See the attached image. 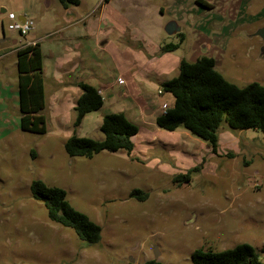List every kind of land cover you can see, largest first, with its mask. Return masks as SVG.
Wrapping results in <instances>:
<instances>
[{
    "label": "rangeland",
    "instance_id": "374dc122",
    "mask_svg": "<svg viewBox=\"0 0 264 264\" xmlns=\"http://www.w3.org/2000/svg\"><path fill=\"white\" fill-rule=\"evenodd\" d=\"M204 1L210 8L196 0H81L64 10L58 0H0V9L34 22L20 37L0 14V264H191L194 250L243 243L264 264V134L232 131L223 121L213 152L183 128L155 124L173 102L160 85L178 75L181 60L208 56L227 82L264 86L255 36L264 27V0ZM170 21L182 42L164 32ZM13 40L36 41L41 53L44 134L20 129V47ZM170 44L178 47L165 50ZM108 79V89L99 87L102 107L74 127L78 84ZM110 113L137 126L130 153L66 154L73 135L101 141L102 117ZM187 173L189 182L174 181ZM36 180L64 190L68 203L100 227L98 244L86 246L48 219L30 193ZM134 190L147 198L130 197Z\"/></svg>",
    "mask_w": 264,
    "mask_h": 264
},
{
    "label": "trees",
    "instance_id": "16d2710c",
    "mask_svg": "<svg viewBox=\"0 0 264 264\" xmlns=\"http://www.w3.org/2000/svg\"><path fill=\"white\" fill-rule=\"evenodd\" d=\"M105 3L110 0H103ZM64 10L78 6L81 0H58ZM196 3L205 8L210 6L204 0ZM180 42L184 40L181 33ZM178 45H167V51L175 50ZM19 125L24 132L44 134L45 106L43 86L42 57L38 45H24L15 51ZM81 94L76 100V119L73 126L78 127L84 116L97 111L103 105V97L97 87L87 83L78 84ZM160 92L168 93L173 102L156 119L158 128L175 131L183 128L192 136L206 142L215 152L218 144L217 130L224 121L230 130L255 129L264 134V86L250 83L237 87L227 82L216 71L215 61L208 56H200L194 62H179L178 75L160 85ZM101 141L75 135L64 143V150L70 157L92 158L100 152L125 151L133 149L132 137L138 128L128 121L122 113L105 114L102 117ZM175 182L187 183L190 173L174 178ZM34 200L42 202L48 219L58 225L70 228L86 246L100 241L101 229L84 214L76 211L66 200L64 190L49 187L36 180L30 184ZM130 197L145 200L147 195L134 190ZM145 264H157L154 261ZM191 264H261L259 256L249 244H239L223 251L194 250Z\"/></svg>",
    "mask_w": 264,
    "mask_h": 264
},
{
    "label": "built area",
    "instance_id": "2783aa9c",
    "mask_svg": "<svg viewBox=\"0 0 264 264\" xmlns=\"http://www.w3.org/2000/svg\"><path fill=\"white\" fill-rule=\"evenodd\" d=\"M5 19L8 21L7 30L16 33L20 37H24L34 28V22L31 19L26 17H22L19 19V17H16V15L12 12H5ZM35 44L36 43H30L27 45ZM99 93L101 94V91H99ZM164 112L165 110L162 111V113ZM254 186L258 187L259 184L255 183Z\"/></svg>",
    "mask_w": 264,
    "mask_h": 264
},
{
    "label": "water",
    "instance_id": "95a60500",
    "mask_svg": "<svg viewBox=\"0 0 264 264\" xmlns=\"http://www.w3.org/2000/svg\"><path fill=\"white\" fill-rule=\"evenodd\" d=\"M4 13H5V10L4 9H0V14H4ZM20 18L21 17H19V19ZM164 32L168 36H174V35L180 33V27H178L176 22L170 21L164 26ZM255 36H258L261 39V41H262V46H261V49H260V56H261V58L264 59V27L259 29L255 33ZM146 114H148V111L146 112ZM129 263H132L131 259L129 260Z\"/></svg>",
    "mask_w": 264,
    "mask_h": 264
},
{
    "label": "crops",
    "instance_id": "0c3cea01",
    "mask_svg": "<svg viewBox=\"0 0 264 264\" xmlns=\"http://www.w3.org/2000/svg\"><path fill=\"white\" fill-rule=\"evenodd\" d=\"M110 1H111V0H110ZM110 1H109V2H110ZM109 2H107V4H108ZM121 10H123V8H122ZM19 17L22 18L23 16H19ZM130 37H131V35H130ZM30 43H36V41H33V40H32V41H28V42L23 43V44H20V45H17V42H16L15 40L12 41V45H13L14 48H16V45L19 46V47H21V46H23V45H27V44H30ZM119 82H120V81H119ZM101 84H104V90H105V89H108V88L110 87V85H111V79H108V80H105V81L101 80L99 86H97V88H98L99 91H101L100 88H99ZM101 95H102V92H101ZM132 139H133V138H132Z\"/></svg>",
    "mask_w": 264,
    "mask_h": 264
}]
</instances>
